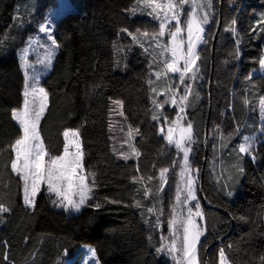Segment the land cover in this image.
Instances as JSON below:
<instances>
[{"label":"trees","instance_id":"16d2710c","mask_svg":"<svg viewBox=\"0 0 264 264\" xmlns=\"http://www.w3.org/2000/svg\"><path fill=\"white\" fill-rule=\"evenodd\" d=\"M23 1L0 0V205L8 209L0 213V264H65L86 246L95 252L98 264H174L159 248L160 237L169 234L182 156L159 130L176 112L164 107L161 118L153 119L152 56L129 35L154 36L158 24L132 16L137 0H67L72 10L55 24L57 52L42 82L47 106L38 131L48 159L62 154L65 130L78 131L93 191L78 215L54 208L45 192L29 209L21 181L11 169L13 145L22 136L12 113L21 108L24 90L16 53L35 31L19 34L13 44L15 11ZM219 1L214 0L198 50L197 65L206 77L193 83L185 115L195 136L190 169L199 175L210 108L203 195L227 215L203 207L198 195L204 237L197 258L199 264H218L223 250L229 264H264V143H255L254 161L237 152L240 138L261 128L264 75L252 72L264 59V0H222L208 96ZM43 2L34 0V5L42 10ZM114 101L121 104L124 126L136 134V160H119L112 153L109 116ZM212 164L220 176L217 182ZM163 168L169 171L159 191ZM236 172L239 186L232 191L226 182L228 177L233 181ZM153 201L156 210L149 212ZM224 236L206 256L207 248Z\"/></svg>","mask_w":264,"mask_h":264},{"label":"snow or ice","instance_id":"6c2138e0","mask_svg":"<svg viewBox=\"0 0 264 264\" xmlns=\"http://www.w3.org/2000/svg\"><path fill=\"white\" fill-rule=\"evenodd\" d=\"M143 3L145 8L151 9L149 15L159 21L158 37H163L165 35L170 37L168 45L160 44L158 39L156 41L157 47L171 54V59L163 63L161 71L155 72L157 79L162 78L163 75L168 73H178L181 85L185 84L186 77L189 73H191V76L188 78L193 80L196 79L198 68L195 66L199 59L196 49L199 43L204 42L201 35L204 31L203 25L209 23L208 14L205 12L201 17L199 13L202 7L206 6L207 8H211V0H207L206 5L203 6L198 0H166L165 3H160L159 0H143ZM185 5H191L190 11L186 13L187 19L184 21L187 30L186 40L183 37L185 27L182 26L181 23V15L184 14L183 9ZM39 31L43 33L48 30L42 26ZM129 35L132 34L129 33ZM143 35L146 36L147 33ZM48 39L52 41L53 45H56V41L51 35L48 36ZM133 40H137V37L133 36ZM185 45L187 46L186 52L184 51ZM145 51H147V49H145ZM180 61H183L182 68L179 66ZM260 64L264 67V59H261ZM28 79L29 78L26 76L25 91L23 93L25 97L23 109L20 111L14 110L12 113L13 118L18 122L23 131V135L19 139H16L13 145L15 159L11 162V168L14 172L21 175L24 181V202L27 205H32L34 201L30 196L35 197L41 183H46L49 192H55L57 196L67 201L65 207L70 206L74 210L79 211L81 205L88 199V193L91 191V188L85 183L86 177L84 175H79V172L82 170L83 159L79 133L78 131L65 130L63 133L65 138L63 155L52 158L50 164L46 166L44 158L47 153L41 140L38 126L45 111L47 93L43 88H37L35 84L31 85L29 89L27 83ZM149 83L151 84L152 82L149 81ZM152 90L156 92L155 88ZM166 91L172 92L171 103L174 106L177 105L175 91L172 90V86L169 85ZM184 92L185 94L180 98L181 105H185L188 100L190 86H185ZM37 94H39V106L38 108H30V104L35 103ZM30 96L33 97L32 101L28 99ZM114 103L120 104L119 101H114ZM153 103L156 104V101L153 100ZM156 106L163 107V105L160 104H156ZM261 106L262 109H264V101H261ZM179 111L183 113L185 107L181 106ZM121 115H123L122 112ZM158 118V116H153L154 120ZM174 124L175 128L170 127L164 139H166L170 145H174L178 151L183 152L184 167L180 173V176L183 178L189 170L188 162L190 148L186 147L185 144L192 142V125L188 124L186 128L181 127L180 117L177 118ZM175 129H179V136L176 139H174L173 136ZM161 131L163 132V129H161ZM131 135L132 130L129 129V136ZM69 137L74 139H69ZM248 140L249 138L245 137L246 143L239 146V152H249L251 144L248 143ZM70 147H74L75 152H70ZM130 147L132 146L130 145ZM133 154L139 156V152H137L135 148H133ZM121 155L125 160L130 158L129 153H122ZM168 171V168H163L161 170L160 176L162 181L165 177V173ZM29 181L31 182L30 184ZM184 183V191L186 192L184 201L181 202L180 189L178 187L176 196L177 202L187 203L188 201H195L197 197L193 188L194 180L189 176ZM145 195H148V193L145 192ZM229 195H231V193H229ZM73 196H78V201L73 200ZM97 207H99V205H97ZM195 208L197 209L195 213H193L191 207L188 208L187 217H182L178 213L173 216V219L169 221V227L173 229L171 244L162 246L160 249L164 250V247H167L169 254H174L179 251L181 254V261L178 262V264H183L184 261H186V264H197V244L203 232L195 219V217L201 215L199 212V203L195 204ZM6 211H8V209L0 205V213ZM148 211L152 212L153 209L149 208ZM181 229L182 238L179 235ZM92 255L95 257L94 251ZM220 257L221 264H225L223 250L220 252ZM173 258L175 259V256H173Z\"/></svg>","mask_w":264,"mask_h":264},{"label":"rangeland","instance_id":"374dc122","mask_svg":"<svg viewBox=\"0 0 264 264\" xmlns=\"http://www.w3.org/2000/svg\"><path fill=\"white\" fill-rule=\"evenodd\" d=\"M159 2L165 3L166 0H159ZM198 2L203 6V5H206L207 0H198ZM211 3H212L211 8H207L206 6L202 7V10H200V13H199L200 16L202 17L204 15V13L206 12L208 14V17H209V23H210V16L214 12V0H211ZM43 4H44L42 6L43 9L39 10L37 7H35L34 0H24L22 5L19 4L17 6L16 11H15L14 18H15L16 22L14 21L13 23H15L17 27L15 26L16 32L13 35L14 36L13 41H12L13 44L18 39L19 34L22 37L25 34V31L35 30L31 36H29L28 38L25 39L23 45L18 49V51L16 53V57H17L18 62L21 66V70H22L23 77H24L23 93L25 91L26 76L29 78L27 81V83L29 85V89L31 88V85H33V84H35L37 86V88H43L42 82H43L44 78L49 74V72L51 70V66H52L54 56L57 52V46L52 44V41L48 39V36L51 35L52 38L54 39L56 21L62 15H64L68 11L72 10V8H71V6L67 0H44ZM190 9H191V5H185L184 9H183L184 14L181 15V23H182V26L185 27V31L183 33V37L185 40L187 39V30H186V25H184V21L187 19L186 13L188 11H190ZM150 12H151L150 8L144 7L143 0H137L136 4L134 5V10H133L132 16L144 17V18L151 19L152 21H154L158 24V31H159V21L154 19L153 16L149 15ZM209 23L206 25H203L204 31L201 34L203 41H205L207 27H208ZM42 26L45 27L48 31L43 32V33L40 32L39 29ZM166 31H167V29H166ZM133 36H136L137 40H133ZM131 38L136 44L140 45L142 48L148 49L150 55L152 56V60H153V68L151 71V75L153 77L152 89L153 88L156 89V92H153V98L156 101V104L163 105V107H157L156 104H154L156 116L161 118V110L164 107L171 109V110L173 109L176 112L173 119L171 121H169L170 123L166 120H163V124L159 130V134L165 137L167 135L168 129L170 127L175 128L174 122L177 121L178 117H180V126L186 128L187 125L190 124V122L187 121L186 115H185L188 100L185 103V105H181L180 104V98L185 94V92H184L185 86H190V92L188 94V99H189V97L192 93L191 90H192L193 83L196 81H198V82L204 81L205 77H206V71L203 68H198V65L196 64L195 67L198 68V71L196 72V79L193 80V79L188 78L191 76V73H189L188 76L186 77L184 85L180 84L178 73L177 74L168 73L166 75H163L162 78L157 79V77L155 76V72L161 71V69L163 67V63L166 60L171 59V54L169 52L163 50L162 48L157 47L156 41L158 39L160 44L168 45L169 41H170V37L167 35H165L163 37H158V34L151 36V37H147L143 34H135V35H131ZM203 44H204V42L198 44V47L196 49L197 53H198L199 48ZM184 51L185 52L187 51L186 45H185ZM50 53H51V55H50ZM2 58H5V57H1V59ZM197 63H198V60H197ZM179 66L181 68L183 67V61H180ZM257 74L264 75V67L260 66L258 71L252 72V75H257ZM169 85H171L172 90L175 91V98L177 100V105H175V106L172 105V103H171L172 92L166 91V88H168ZM23 93H22V95H23ZM24 99H25V97L23 95V103H24ZM28 99L30 101H32L33 97L30 96V97H28ZM261 101H264V98ZM23 103H22L21 108L17 111H20L23 109ZM38 106H39V94H37V96L35 98V103L30 104V108H38ZM46 106H47V102H46ZM181 106L185 107V111L183 113H180V111H179V108ZM45 109H46V107H45ZM121 112H122L121 111V104H116L114 102H112L110 104L109 137H110L111 146H112V153L119 160H123V161L136 160L137 156L135 154H133V148H135L134 147V136L136 134H134V132L132 131V135L129 136V128L124 126V119H123V115H121ZM12 119H13L14 123L22 130V128L20 127L18 122L13 118V115H12ZM259 126L261 128L257 131V133L255 135L241 137L239 142H238V145H237V149L239 152V146L241 144L246 143L245 137L249 138L248 143L251 144L249 152L248 153L239 152V153L243 157H245L251 161H254L252 149L254 148L255 143H257V142H263L264 143V128H263L264 127V109H262L261 102H260V107H259ZM161 129H163V132L161 131ZM22 135H23V131H22ZM173 136H174V139L178 138L179 129L174 130ZM63 139H64V144H65L64 136H63ZM69 139H74V138L69 137ZM79 140H80V138H79ZM194 140H195V136H194V132L192 129V142L185 144L186 147L190 148L189 162H188L189 170L186 173V175L182 178L180 176V173H181L182 168L184 167V165H183V152L178 151L174 147V145H170L167 142V140L165 139L167 145L170 148L178 151L182 156L181 166H180V169L178 172V177H177V187H176V195H175V199H174L172 219H173V216L176 215L177 213L182 217H187L188 208L191 207L193 213H195L197 211V209L195 208V204L199 203V205H200V202L198 200V177L199 176H198L197 172H192V170L190 169V158H191V154H192V147L194 145ZM80 144H81V142H80ZM130 145L132 147H130ZM69 151L75 152V148L70 147ZM81 151H82V148H81ZM13 153H14V159H15V152L13 151ZM122 153H129L130 158L125 160L121 155ZM82 154H83V152H82ZM61 155H63V152ZM44 159H45L46 166H48L50 164L51 159H48L47 156H45ZM212 168H213V164L210 166V171L212 172L214 182H217V180H220V176H219V174L217 175L216 173H214ZM13 173L16 174L21 181L22 198H23V202H24V181H23L21 175L17 174L14 171H13ZM160 173H159V191H161L163 189L164 182H165L166 177H167V173H165V177L162 181ZM236 174H234V180L233 181L230 177H228L227 182H226L227 187L232 191L237 189L239 186V183L237 182V180H235V178L238 176L237 172H236ZM79 175H84L86 177L85 183L88 185L89 188H91V191L88 193V199H86L85 203L83 205H81V208L79 211L74 210L70 206L65 207V205H67V201H64L62 197L57 196V194L55 192H49L46 183H41L39 191L36 193L35 197L40 192H45L54 208H56L58 210L69 212L73 215H78L81 212V210L85 207V205L88 203V201L90 200V198L92 196V191H93V187L90 184V182L88 181V177H87V175L84 171V168H83V159H82V170L79 172ZM189 176L194 180L193 188H194V192H195L197 199L195 201H188L187 203H178L176 200L178 187L180 189L181 202H183L184 197L186 195V192L184 191V187H185L184 182ZM241 177H242V174L240 173L239 178H241ZM30 183L31 182L29 181V184ZM35 197L30 196V198L33 199V201L35 200ZM72 198L75 201H78V199H79L78 196H73ZM24 204H25V202H24ZM32 205L25 204V207L30 209L32 207ZM150 207L153 209V211H155L156 210V202L153 201V204H151ZM174 209H175V212H174ZM199 212L201 213V215L198 217H195V219H196V222L199 225L201 231L203 232V235L200 236L199 242L197 244V251H198L199 243L204 237L203 215L201 212V206L199 208ZM156 221H157V219H156ZM156 228H157V230H159V223L156 224ZM179 235L182 238V229L180 230ZM172 236H173V229L169 228L168 236L164 237V238L160 237V248L159 249H161L162 246L170 245L171 240H172ZM178 247H179V243H178ZM160 251L162 253L168 254L169 257L174 262V264H178V262L181 261V254L179 251H177L174 254H169L167 247H164V250H160ZM173 256H175V259L173 258ZM224 260H225V264H229L225 258H224ZM65 264H98V263L96 261V258L93 257L91 249L82 248V249H80V252L77 253L75 258L67 260L65 262ZM183 264H186V261H184ZM197 264H199L198 258H197ZM218 264H221V257L220 256H219Z\"/></svg>","mask_w":264,"mask_h":264},{"label":"water","instance_id":"95a60500","mask_svg":"<svg viewBox=\"0 0 264 264\" xmlns=\"http://www.w3.org/2000/svg\"><path fill=\"white\" fill-rule=\"evenodd\" d=\"M221 5H222V0L219 1V18H218L217 26L215 28V32H214V35H213V38H212V44H211L210 74H209V79H208V83H207V93H208V96L210 95L211 79H212V72H213V51H214V46H215V43H216V39H217L219 30H220V27H221V8H222ZM209 111H210V108L208 109V115H207V118H206V123H205V128H204V139H203L204 140L203 141V145H204V158H203V162H202V165H201V169H200L199 175H198L199 176L198 177V195L200 197V202H201V205L203 207H205L207 209H213L215 211H218V212H220L222 214L227 215L221 209H218L217 207L211 206L207 202V200L205 199V197L203 195V178H204V173H205V168H206V160H207V135H208V123H209ZM232 225H233V223H232ZM231 231H232V229L230 230V232ZM226 236L222 237L221 239H219L216 242H214L211 246H209L207 248V250H206V256L211 251V249L213 247H215L216 245L220 244L225 239Z\"/></svg>","mask_w":264,"mask_h":264},{"label":"bare ground","instance_id":"6f19581e","mask_svg":"<svg viewBox=\"0 0 264 264\" xmlns=\"http://www.w3.org/2000/svg\"><path fill=\"white\" fill-rule=\"evenodd\" d=\"M179 164H180V163H179ZM161 194H162V193H161ZM161 194H160V196H161ZM174 194H175V193H174ZM160 198H161V197H160ZM160 198H159V199H160ZM174 199H175V198H174ZM161 203H162V202H161ZM161 203H160V206L162 205ZM173 206H174V205H173ZM86 247H87V246H86Z\"/></svg>","mask_w":264,"mask_h":264},{"label":"crops","instance_id":"0c3cea01","mask_svg":"<svg viewBox=\"0 0 264 264\" xmlns=\"http://www.w3.org/2000/svg\"><path fill=\"white\" fill-rule=\"evenodd\" d=\"M263 143V142H262ZM237 152H238V150H237ZM82 248H88V247H82ZM89 249V248H88ZM93 253V252H92Z\"/></svg>","mask_w":264,"mask_h":264}]
</instances>
